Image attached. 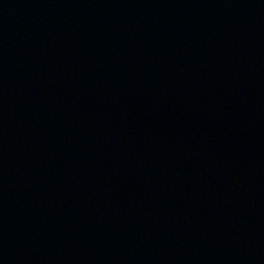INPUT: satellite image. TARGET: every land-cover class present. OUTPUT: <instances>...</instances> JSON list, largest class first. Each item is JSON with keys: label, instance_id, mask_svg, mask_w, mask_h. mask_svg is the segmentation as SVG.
Returning <instances> with one entry per match:
<instances>
[{"label": "water", "instance_id": "water-1", "mask_svg": "<svg viewBox=\"0 0 264 264\" xmlns=\"http://www.w3.org/2000/svg\"><path fill=\"white\" fill-rule=\"evenodd\" d=\"M0 264H264V0H0Z\"/></svg>", "mask_w": 264, "mask_h": 264}]
</instances>
